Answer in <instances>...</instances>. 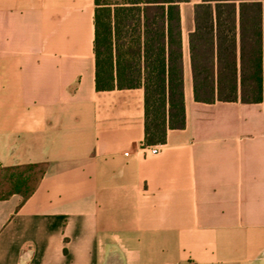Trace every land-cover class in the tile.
Segmentation results:
<instances>
[{
  "label": "crops",
  "instance_id": "1",
  "mask_svg": "<svg viewBox=\"0 0 264 264\" xmlns=\"http://www.w3.org/2000/svg\"><path fill=\"white\" fill-rule=\"evenodd\" d=\"M95 8L0 0V170L38 166L26 199L0 178V264H264V103L194 100L192 9L185 127L145 145L144 89L96 88Z\"/></svg>",
  "mask_w": 264,
  "mask_h": 264
},
{
  "label": "trees",
  "instance_id": "2",
  "mask_svg": "<svg viewBox=\"0 0 264 264\" xmlns=\"http://www.w3.org/2000/svg\"><path fill=\"white\" fill-rule=\"evenodd\" d=\"M190 2L95 0L96 88L144 89L145 145L163 144L169 129L185 127L182 5ZM193 22L194 100L264 103V0H199ZM37 170L4 168L0 178L26 199Z\"/></svg>",
  "mask_w": 264,
  "mask_h": 264
},
{
  "label": "rangeland",
  "instance_id": "3",
  "mask_svg": "<svg viewBox=\"0 0 264 264\" xmlns=\"http://www.w3.org/2000/svg\"><path fill=\"white\" fill-rule=\"evenodd\" d=\"M199 2V0H191L189 4L182 5V15L184 20V38H187V30H188V23L191 21V13L193 9V5Z\"/></svg>",
  "mask_w": 264,
  "mask_h": 264
},
{
  "label": "built area",
  "instance_id": "4",
  "mask_svg": "<svg viewBox=\"0 0 264 264\" xmlns=\"http://www.w3.org/2000/svg\"><path fill=\"white\" fill-rule=\"evenodd\" d=\"M151 153H153V154H157L158 153V147L157 146H153V147H151Z\"/></svg>",
  "mask_w": 264,
  "mask_h": 264
}]
</instances>
